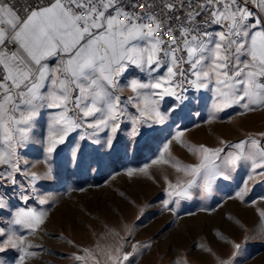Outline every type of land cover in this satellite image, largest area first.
<instances>
[{"label": "snow or ice", "instance_id": "obj_1", "mask_svg": "<svg viewBox=\"0 0 264 264\" xmlns=\"http://www.w3.org/2000/svg\"><path fill=\"white\" fill-rule=\"evenodd\" d=\"M201 100L209 126L264 113V0H0V264H9L10 252L11 264L46 254L36 241L51 207L86 190H47L56 180L52 162L65 148L79 166L86 143L110 156L121 134L125 151H135L166 130L158 155L122 174L155 183L150 169H170L160 204L174 220L183 219L185 202H201L184 210L194 217L235 201L256 208L259 229H244L239 242L217 230L225 252L201 240L169 264H202L193 252L213 264H240L247 242L264 238V208L249 201L264 183V131L192 142L181 122L195 117L193 126H201L203 113L190 108ZM36 145L42 156L31 158ZM177 145L192 162L174 155ZM120 195L134 220L105 221L91 246L66 241L76 264H141L152 250L153 237L136 239L150 205Z\"/></svg>", "mask_w": 264, "mask_h": 264}, {"label": "rangeland", "instance_id": "obj_2", "mask_svg": "<svg viewBox=\"0 0 264 264\" xmlns=\"http://www.w3.org/2000/svg\"><path fill=\"white\" fill-rule=\"evenodd\" d=\"M168 103L171 104L172 101L169 100ZM190 108L203 113L199 121L201 126L198 128L193 126L195 117L181 122L183 127L190 129L186 135L192 142L213 144L218 136L237 140L242 138L246 132L264 131V113L236 117L234 123H217L209 126L203 122L206 115L203 100L199 104H191ZM155 136L158 138L141 140L135 151L133 149L125 151L123 145L127 143V140L121 134V143L110 156L99 150L93 152L97 146L86 143L83 146L79 166L72 161L71 153L67 148L61 152L60 156L52 162L56 180L48 182L47 190L57 195L62 194L69 187L86 190L73 191L70 196H63L54 207H51L49 218L59 213L61 220L54 223L55 228L52 231L54 235H48L47 238L56 240L61 247L47 245L43 239L37 240V243L43 245L46 254L33 261V264H76L71 259L76 248L67 244L66 241H72L81 247L91 246L95 240L94 232L100 233L105 221L113 226L118 225L121 219L132 222L135 209L129 207L126 200L121 197V193L127 200L135 201L139 206L150 205L146 207L142 221L138 222L139 235L136 239L146 240L148 237H153L156 243L152 250L142 257L141 264H169V261L181 253L186 254L194 244L201 240L210 243L214 249L225 252L226 250L214 237V232L217 230L229 239H235L238 242L243 239L244 229L254 234L259 231L256 208L245 207L235 201L226 202L212 215L199 213L194 217L184 215V210L196 211L201 202L199 200L185 202L182 204L183 219L181 220H174L170 214L162 212L160 204L164 198L162 175L164 172H171L170 169L164 166L161 168L154 166L150 169L155 177V183L142 175L130 179L122 174L129 167H142L158 155V147L167 138L168 131L156 133ZM174 155L185 163L192 162L189 154L178 145L174 147ZM41 156L42 149L39 145L34 146L31 158ZM224 191L227 192L230 189L224 188ZM261 197H264V183H257L253 187L249 201L255 200L260 208H264V201L260 200ZM33 206L40 207L35 203ZM229 216L239 221L243 228L230 221ZM15 255L14 252L8 253L6 258L9 264ZM192 257L201 261L202 264H213L210 257L201 256L198 252H193ZM239 261L240 264H264V238L257 235L255 239L249 240Z\"/></svg>", "mask_w": 264, "mask_h": 264}, {"label": "bare ground", "instance_id": "obj_3", "mask_svg": "<svg viewBox=\"0 0 264 264\" xmlns=\"http://www.w3.org/2000/svg\"><path fill=\"white\" fill-rule=\"evenodd\" d=\"M71 211V210H70ZM69 213V212H68ZM69 216V215H68ZM71 216H73V215H71ZM61 217H60V215H59V213L58 214H55L54 216H52V218H49L48 220H47V223H46V230H45V233H42L38 238H37V240H44V241H46V243H47V245H49V244H52V245H54V246H60L61 247V244L60 243H58L56 240H51V239H48L47 238V236L48 235H51V234H53L54 235V233H52V231H54V223H56V222H59V220H61L60 219ZM65 218V217H64ZM69 219H70V217H69ZM65 220V219H64ZM68 222V221H67ZM66 222V223H67ZM70 222V221H69ZM61 223V222H60ZM64 223V222H63ZM56 231V230H55ZM58 234H59V231L57 232ZM56 237V236H55ZM68 244V243H67Z\"/></svg>", "mask_w": 264, "mask_h": 264}, {"label": "built area", "instance_id": "obj_4", "mask_svg": "<svg viewBox=\"0 0 264 264\" xmlns=\"http://www.w3.org/2000/svg\"><path fill=\"white\" fill-rule=\"evenodd\" d=\"M167 39V38H166Z\"/></svg>", "mask_w": 264, "mask_h": 264}]
</instances>
